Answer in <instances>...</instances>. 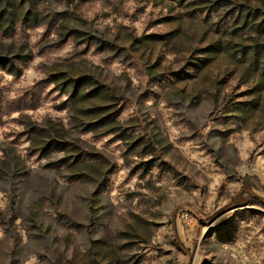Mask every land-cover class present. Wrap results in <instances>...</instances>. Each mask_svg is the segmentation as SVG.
<instances>
[{"label": "rangeland", "instance_id": "1", "mask_svg": "<svg viewBox=\"0 0 264 264\" xmlns=\"http://www.w3.org/2000/svg\"><path fill=\"white\" fill-rule=\"evenodd\" d=\"M0 264H264V0H0Z\"/></svg>", "mask_w": 264, "mask_h": 264}]
</instances>
